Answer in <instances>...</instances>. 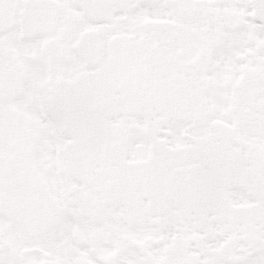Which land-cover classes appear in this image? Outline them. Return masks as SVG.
Returning a JSON list of instances; mask_svg holds the SVG:
<instances>
[{"label": "snow or ice", "instance_id": "obj_1", "mask_svg": "<svg viewBox=\"0 0 264 264\" xmlns=\"http://www.w3.org/2000/svg\"><path fill=\"white\" fill-rule=\"evenodd\" d=\"M0 264H264V0H0Z\"/></svg>", "mask_w": 264, "mask_h": 264}]
</instances>
